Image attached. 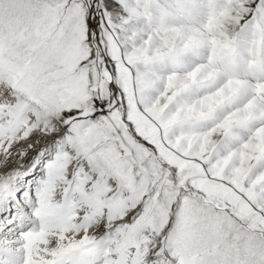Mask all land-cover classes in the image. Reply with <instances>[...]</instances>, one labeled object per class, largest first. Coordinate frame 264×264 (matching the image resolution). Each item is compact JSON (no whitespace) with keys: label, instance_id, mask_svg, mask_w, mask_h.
Wrapping results in <instances>:
<instances>
[{"label":"snow or ice","instance_id":"6c2138e0","mask_svg":"<svg viewBox=\"0 0 264 264\" xmlns=\"http://www.w3.org/2000/svg\"><path fill=\"white\" fill-rule=\"evenodd\" d=\"M0 264H264V0H0Z\"/></svg>","mask_w":264,"mask_h":264}]
</instances>
